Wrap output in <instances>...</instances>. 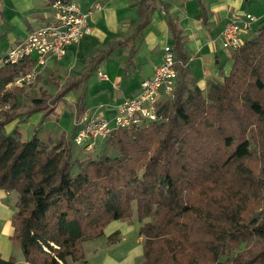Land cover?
<instances>
[{
  "label": "trees",
  "instance_id": "trees-1",
  "mask_svg": "<svg viewBox=\"0 0 264 264\" xmlns=\"http://www.w3.org/2000/svg\"><path fill=\"white\" fill-rule=\"evenodd\" d=\"M159 2L135 0V35ZM168 24L178 79L173 98L158 106L167 121L117 130L98 144L100 155L81 161L73 159L72 141H24L17 129H4L38 113L39 123L50 118L112 48L53 96L9 86L31 72L30 59L0 67V190L18 194L11 240L27 264H87L84 242L134 211L144 238L141 264H264V24L230 52V73L210 82L206 95L188 78L182 38ZM19 97L28 103L19 106ZM75 108L78 117L82 95ZM251 138L261 153L250 148Z\"/></svg>",
  "mask_w": 264,
  "mask_h": 264
},
{
  "label": "crops",
  "instance_id": "crops-1",
  "mask_svg": "<svg viewBox=\"0 0 264 264\" xmlns=\"http://www.w3.org/2000/svg\"><path fill=\"white\" fill-rule=\"evenodd\" d=\"M68 1L75 2L85 12L93 7L97 0ZM52 2L53 0H0V58L31 32L53 21ZM242 13L255 16V26L264 24V0H201V5L198 0H160L155 4L148 25L135 35L138 24V6L135 0H111L100 11L90 16L91 35L79 44L67 48L61 59L48 58L43 66H38L31 60L34 63L32 70H36L37 77L31 86L24 88L39 84V91L31 95L46 93L53 96L62 86L84 74L92 58L112 48L109 56L90 74L85 85L67 93L60 102L63 106H72L74 109L68 110L73 113L71 129L76 118L75 105L81 95L84 98L83 113L99 115L112 125L113 116L119 106L134 97L139 91L140 83L150 78L162 63L163 48L170 46L174 51L169 19L182 38V54L186 60L188 78L206 95L210 82L220 83L222 78L230 73V52L222 47L221 33L234 14ZM131 50L133 56L130 60ZM175 58L177 60L176 55ZM97 73H101L105 78H100ZM93 76L98 83L102 80H112L116 86L114 104L100 106L95 110L87 105L86 91L95 83H91ZM51 80H55L57 84V89L52 94L46 88V84ZM118 86H121L123 92ZM93 96L94 93L90 95ZM64 113L67 111L55 110V117L50 118L59 119ZM41 116V113L34 114L27 120L33 121L35 125L39 123ZM17 122L18 120L13 122L12 128L19 124ZM73 132L74 129L71 141ZM9 133L10 131L6 134ZM62 137L70 141L66 132L57 131L55 134L45 132L42 138H38L48 145H55ZM17 201L16 192L0 190V260L27 264L21 249L11 240L12 219ZM122 223L124 222H112L104 230V239H108L115 232H120L122 238L120 242L107 247L108 252L124 245L127 236L134 234L132 227H124ZM138 238L133 241L132 247L120 261L106 256L102 264H141L143 245L139 242L143 237L139 235Z\"/></svg>",
  "mask_w": 264,
  "mask_h": 264
},
{
  "label": "built area",
  "instance_id": "built-area-1",
  "mask_svg": "<svg viewBox=\"0 0 264 264\" xmlns=\"http://www.w3.org/2000/svg\"><path fill=\"white\" fill-rule=\"evenodd\" d=\"M109 1L111 0H97L93 7L84 12L73 1L55 0L51 4L53 21L31 32L24 40L14 45L0 58V67L15 65L23 59H33L38 66H43L48 58L61 59L67 48L79 44L91 35L90 16L100 11ZM256 23L257 19L252 14H234L221 33L223 49L233 52L242 46L244 37L252 31ZM177 63L172 48L165 46L162 63L150 78L140 83L138 93L119 106L113 116L112 125L96 114L83 113L75 118L73 145L85 153H92L99 143L107 141L117 130L139 129L166 122L167 116L158 110V106L174 96L178 79ZM97 75L105 78L101 73ZM36 77V70H32L26 75L16 77L9 86H31Z\"/></svg>",
  "mask_w": 264,
  "mask_h": 264
},
{
  "label": "rangeland",
  "instance_id": "rangeland-1",
  "mask_svg": "<svg viewBox=\"0 0 264 264\" xmlns=\"http://www.w3.org/2000/svg\"><path fill=\"white\" fill-rule=\"evenodd\" d=\"M92 82H95L94 85H90L89 89H87L86 91L87 105L89 107H93V109L95 110L99 108L100 106L114 104L115 99H116L114 97L116 86L113 84L112 80L110 81L102 80L100 83H98L95 80V76H93L91 83ZM39 87H40L39 84L38 85L35 84L34 86L27 88L25 90L29 94H34V93H37V91H39ZM118 87L120 88V91H121L122 90L121 86H118ZM46 88H47V91L50 92L51 94L54 93L57 89V84L55 83V80H51L49 84H46ZM93 93H94V96L90 97V95ZM18 100H19L18 101L19 106H23L28 103V101L25 98H19ZM53 110H54L52 114L53 117H55V110H66L67 113L62 114L59 119L57 117L47 118L43 122L37 123L35 125L33 121L24 120L23 118H19L17 122L19 124L16 125L15 128H12L14 123L9 124L8 126L5 127L4 133L6 134L7 132L10 131V133L8 134L10 135L14 130L17 129L18 131L21 132V139L24 141H28L35 135H38V137L42 138L45 132H51L54 134L56 131L66 132L68 140L71 141L70 137H71L72 130H73V128L71 129L73 113L72 112L69 113L68 110H74V109L72 108V106H63L61 103H59L57 104V106L54 107ZM61 140H65L66 142V138L64 139V137H62ZM250 143H251L250 148L252 150L257 149L258 153H261L258 147V144L257 142H255V140L251 138ZM98 147L99 146H97L96 149L92 150V153L91 152L85 153L83 150H81L79 147H76L72 143L73 159H77L78 161H81L85 157H91L93 153H99L98 155H100L102 153L103 146L100 148ZM76 172H77V168L74 169L73 173H76ZM121 222H124L122 223L124 224V227L125 226L128 228L132 227V229H134L135 235L134 234L128 235L127 242L124 245H122L121 247H117V249H114L113 251H110V252H108L106 248L120 242V240L122 239L120 232L113 233L110 236L111 240L104 239L103 237L95 239V240H86L83 244V247H84L85 258H86L87 264H102L104 261V257L106 256H109L116 261H120V259L125 257L128 250L132 247L133 241L136 240L139 236L138 234H139L140 224L137 221L135 211H134V216L130 220L121 221ZM143 242H144V238L143 240L139 242V244L143 245ZM243 249H244V245H241L238 251H241ZM234 255L235 253H231L232 257ZM224 261H225V258L221 260V262H224Z\"/></svg>",
  "mask_w": 264,
  "mask_h": 264
}]
</instances>
